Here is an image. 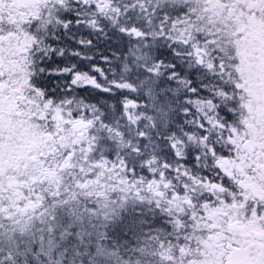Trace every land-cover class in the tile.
<instances>
[{"label": "snow or ice", "instance_id": "1", "mask_svg": "<svg viewBox=\"0 0 264 264\" xmlns=\"http://www.w3.org/2000/svg\"><path fill=\"white\" fill-rule=\"evenodd\" d=\"M0 264H264V0H0Z\"/></svg>", "mask_w": 264, "mask_h": 264}]
</instances>
